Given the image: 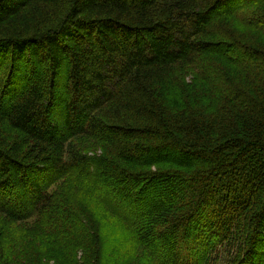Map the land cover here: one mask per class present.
<instances>
[{
  "label": "trees",
  "instance_id": "1",
  "mask_svg": "<svg viewBox=\"0 0 264 264\" xmlns=\"http://www.w3.org/2000/svg\"><path fill=\"white\" fill-rule=\"evenodd\" d=\"M261 38L264 0H0V217L72 264L106 251L82 203L124 257L264 264Z\"/></svg>",
  "mask_w": 264,
  "mask_h": 264
},
{
  "label": "rangeland",
  "instance_id": "2",
  "mask_svg": "<svg viewBox=\"0 0 264 264\" xmlns=\"http://www.w3.org/2000/svg\"><path fill=\"white\" fill-rule=\"evenodd\" d=\"M260 44L264 47V40L262 38ZM11 196V199L7 201L10 207L13 206L15 202V190H13V194ZM109 196L110 198L107 196L105 197V200H111V198L115 199V196L112 194H109ZM69 198V201H71L75 206L81 205L80 202L82 199L79 194L72 191L69 193ZM154 199H158L157 193L153 194V200ZM92 207L94 211L86 209L84 203H82V207L80 209L86 214L87 218L90 217L93 221H96L101 236L107 239V242L105 240L106 251L104 254L101 253V263L98 262V264H153V262H156L154 259H148L142 251H136L133 255H127L128 257L122 256L121 252L122 250H126V247H121V240H123L124 236H127V228L124 232L123 225L119 222V218L116 214L111 215L100 208H96L95 206ZM123 209L125 210V213L126 211H131L127 205H125ZM132 210L138 215H145L143 210H134V208H132ZM17 225L18 223L13 224V226ZM33 230L34 229L32 228H28L26 231H22V228L16 229L10 226L8 221L0 217V231L3 232L0 238L5 243L6 248L11 249V251H7L8 254L16 257L19 264H72L71 260H63L56 254L55 249H52L45 244L43 234L40 233L41 236L36 235ZM212 239H214L213 236ZM183 243L180 245L181 247ZM206 243L205 240H203L197 247L193 245L191 246L190 252H192L193 257L195 256L197 259L199 258L198 254L201 256V249L206 248ZM157 246L167 250V245L165 244L163 245L160 243ZM216 250V256L218 257L217 262L225 264V261L229 258L227 247H225V245L219 246ZM78 253L79 252H76L77 259L80 257ZM1 255L2 253L0 254V257ZM0 262H2L1 259Z\"/></svg>",
  "mask_w": 264,
  "mask_h": 264
}]
</instances>
